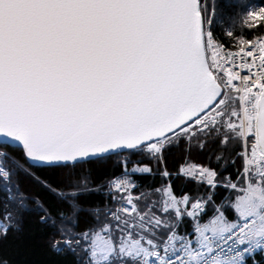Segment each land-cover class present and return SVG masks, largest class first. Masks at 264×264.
I'll list each match as a JSON object with an SVG mask.
<instances>
[{"label": "snow or ice", "instance_id": "6c2138e0", "mask_svg": "<svg viewBox=\"0 0 264 264\" xmlns=\"http://www.w3.org/2000/svg\"><path fill=\"white\" fill-rule=\"evenodd\" d=\"M0 264H264V3L0 0Z\"/></svg>", "mask_w": 264, "mask_h": 264}, {"label": "trees", "instance_id": "16d2710c", "mask_svg": "<svg viewBox=\"0 0 264 264\" xmlns=\"http://www.w3.org/2000/svg\"><path fill=\"white\" fill-rule=\"evenodd\" d=\"M253 3L254 4H261V3H264V0H253ZM168 163H169V167H172L175 165L176 162L172 159H169ZM113 171H114L113 166L111 164H109L105 168L98 169L94 173V178L99 179V177L102 175H110V174H112ZM115 171L118 172L119 169H115ZM230 171H231V169H230Z\"/></svg>", "mask_w": 264, "mask_h": 264}]
</instances>
